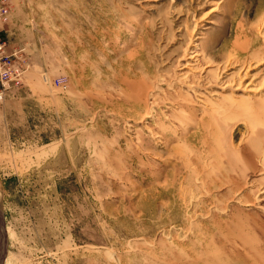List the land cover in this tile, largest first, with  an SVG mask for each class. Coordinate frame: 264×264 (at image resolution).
Masks as SVG:
<instances>
[{"label": "rangeland", "instance_id": "rangeland-1", "mask_svg": "<svg viewBox=\"0 0 264 264\" xmlns=\"http://www.w3.org/2000/svg\"><path fill=\"white\" fill-rule=\"evenodd\" d=\"M2 8L0 264H264V0Z\"/></svg>", "mask_w": 264, "mask_h": 264}, {"label": "built area", "instance_id": "built-area-1", "mask_svg": "<svg viewBox=\"0 0 264 264\" xmlns=\"http://www.w3.org/2000/svg\"><path fill=\"white\" fill-rule=\"evenodd\" d=\"M6 8L0 10V17H5ZM24 60L16 53H8L6 44L0 39V100L9 91L19 89L24 82L26 72ZM60 84V82H58Z\"/></svg>", "mask_w": 264, "mask_h": 264}, {"label": "bare ground", "instance_id": "bare-ground-1", "mask_svg": "<svg viewBox=\"0 0 264 264\" xmlns=\"http://www.w3.org/2000/svg\"><path fill=\"white\" fill-rule=\"evenodd\" d=\"M189 52V51H188ZM191 55V54H190ZM196 56H198V53H193V55L192 56H190L189 57V59H193V58H195ZM197 60V59H196ZM187 66H189V65H187ZM201 81V80H200ZM240 84V83H239ZM205 85V84H204ZM207 87V86H206ZM208 87H210V86H208ZM225 88V87H224Z\"/></svg>", "mask_w": 264, "mask_h": 264}]
</instances>
